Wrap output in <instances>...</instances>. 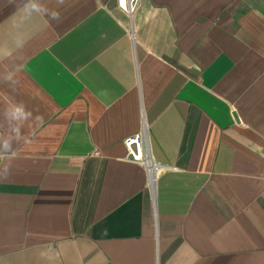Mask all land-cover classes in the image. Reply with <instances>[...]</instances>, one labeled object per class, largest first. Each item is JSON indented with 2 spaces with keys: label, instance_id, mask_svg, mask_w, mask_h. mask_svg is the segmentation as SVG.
<instances>
[{
  "label": "crops",
  "instance_id": "crops-1",
  "mask_svg": "<svg viewBox=\"0 0 264 264\" xmlns=\"http://www.w3.org/2000/svg\"><path fill=\"white\" fill-rule=\"evenodd\" d=\"M27 2L0 0V136L10 99L43 120L0 160V264H264V0Z\"/></svg>",
  "mask_w": 264,
  "mask_h": 264
},
{
  "label": "clouds",
  "instance_id": "clouds-1",
  "mask_svg": "<svg viewBox=\"0 0 264 264\" xmlns=\"http://www.w3.org/2000/svg\"><path fill=\"white\" fill-rule=\"evenodd\" d=\"M55 3L57 8L49 9L40 0H28L25 9L29 14L38 13L47 16L51 21L59 23L62 21V11L60 9L66 10L71 5V0H55ZM4 117L10 124V130L0 136V160L10 159L17 155L13 150V145L25 139L22 130L26 123L32 120L36 122L43 120L40 115L34 116L33 111L28 109L24 102L12 99L6 102ZM0 175L5 178L10 175L9 165H5L0 170Z\"/></svg>",
  "mask_w": 264,
  "mask_h": 264
},
{
  "label": "built area",
  "instance_id": "built-area-1",
  "mask_svg": "<svg viewBox=\"0 0 264 264\" xmlns=\"http://www.w3.org/2000/svg\"><path fill=\"white\" fill-rule=\"evenodd\" d=\"M118 7L128 16L132 17L138 8L139 0H117ZM128 152V161L143 167L148 174V186L155 188L158 183L159 174L166 167L157 163L151 152L150 141L146 126L142 130L124 141Z\"/></svg>",
  "mask_w": 264,
  "mask_h": 264
},
{
  "label": "water",
  "instance_id": "water-1",
  "mask_svg": "<svg viewBox=\"0 0 264 264\" xmlns=\"http://www.w3.org/2000/svg\"><path fill=\"white\" fill-rule=\"evenodd\" d=\"M235 117H236V115H234ZM237 119V118H236ZM237 121H238V119H237Z\"/></svg>",
  "mask_w": 264,
  "mask_h": 264
},
{
  "label": "rangeland",
  "instance_id": "rangeland-1",
  "mask_svg": "<svg viewBox=\"0 0 264 264\" xmlns=\"http://www.w3.org/2000/svg\"><path fill=\"white\" fill-rule=\"evenodd\" d=\"M137 11V10H136Z\"/></svg>",
  "mask_w": 264,
  "mask_h": 264
}]
</instances>
